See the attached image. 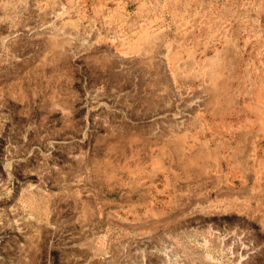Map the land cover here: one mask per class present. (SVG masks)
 I'll return each instance as SVG.
<instances>
[{
	"label": "rangeland",
	"instance_id": "rangeland-1",
	"mask_svg": "<svg viewBox=\"0 0 264 264\" xmlns=\"http://www.w3.org/2000/svg\"><path fill=\"white\" fill-rule=\"evenodd\" d=\"M225 82L264 129V0H0V264H264V152L200 141Z\"/></svg>",
	"mask_w": 264,
	"mask_h": 264
},
{
	"label": "crops",
	"instance_id": "crops-1",
	"mask_svg": "<svg viewBox=\"0 0 264 264\" xmlns=\"http://www.w3.org/2000/svg\"><path fill=\"white\" fill-rule=\"evenodd\" d=\"M214 50H217L218 54L229 53L227 48L222 49V47H220L212 49V52L208 55L214 54ZM219 83L222 84L220 81ZM255 84L256 83L251 82L250 87H246L243 91L244 94L239 97L232 94V91L228 88L226 82L224 83V87L221 85L219 91L221 95L215 96L218 97V102L220 104V117L217 121L209 123L210 127L208 134L205 130L203 132L202 140L199 139L200 141H205L210 149L215 147L214 149L219 153L223 152L227 157V161H236L243 164L241 161L246 158V155L244 156L246 152L252 150L257 151L258 149L264 152V129L260 128L256 122H253L252 114H249L245 109L246 103H253L255 101V91L260 88ZM242 103H244V105ZM244 117L248 118L250 122L245 121ZM260 141H262V143H259ZM216 142L223 144V146L216 147ZM258 144H263V146H257ZM166 151L170 152L173 156L172 158H176L179 161V165L182 166L183 157L178 155L180 150L178 153L175 151L174 145H169ZM203 165L205 166V169H202L199 175H208L212 177L211 183L213 186L225 181V179L230 178L231 180H235L238 177L222 176L220 172L218 173L212 169L211 166H207L206 163H203ZM243 165H245V163ZM207 167H209V169H206ZM183 175L185 174L183 173ZM221 176L223 178H221ZM183 182L186 184L187 191H191V188H195L196 180L194 179V176L185 177ZM193 191L194 190H192V192ZM217 198L223 202L226 199V193H219Z\"/></svg>",
	"mask_w": 264,
	"mask_h": 264
}]
</instances>
